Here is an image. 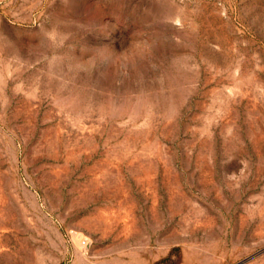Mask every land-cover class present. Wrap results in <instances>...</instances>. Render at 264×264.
Returning a JSON list of instances; mask_svg holds the SVG:
<instances>
[{
  "label": "rangeland",
  "instance_id": "374dc122",
  "mask_svg": "<svg viewBox=\"0 0 264 264\" xmlns=\"http://www.w3.org/2000/svg\"><path fill=\"white\" fill-rule=\"evenodd\" d=\"M0 264H264V0H0Z\"/></svg>",
  "mask_w": 264,
  "mask_h": 264
},
{
  "label": "built area",
  "instance_id": "2783aa9c",
  "mask_svg": "<svg viewBox=\"0 0 264 264\" xmlns=\"http://www.w3.org/2000/svg\"><path fill=\"white\" fill-rule=\"evenodd\" d=\"M83 245H84L85 247H89L90 242L88 241V239H84V240H83Z\"/></svg>",
  "mask_w": 264,
  "mask_h": 264
}]
</instances>
